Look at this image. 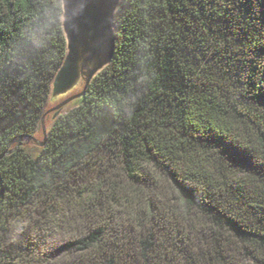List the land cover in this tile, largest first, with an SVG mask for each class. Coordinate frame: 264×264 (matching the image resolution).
Returning <instances> with one entry per match:
<instances>
[{"label": "trees", "instance_id": "obj_1", "mask_svg": "<svg viewBox=\"0 0 264 264\" xmlns=\"http://www.w3.org/2000/svg\"><path fill=\"white\" fill-rule=\"evenodd\" d=\"M62 0H0V155L66 53ZM112 61L34 154L0 158V264H264V0H122Z\"/></svg>", "mask_w": 264, "mask_h": 264}, {"label": "water", "instance_id": "obj_2", "mask_svg": "<svg viewBox=\"0 0 264 264\" xmlns=\"http://www.w3.org/2000/svg\"><path fill=\"white\" fill-rule=\"evenodd\" d=\"M122 0H62V28L66 37V53L62 63L52 77L51 93L45 104L42 116L33 135H20L14 145L4 155L13 152L22 139L33 140L39 149L45 144L47 133L57 117L85 100L86 91L95 77L108 65L116 51L117 23L116 13ZM81 71V88L62 100H56L57 94L64 86L72 82ZM55 92V93H54ZM54 93V94H53ZM78 102H72L75 98ZM51 105L48 106V103ZM54 111L53 121L48 127L45 124L47 111ZM49 128V129H47ZM42 132L43 138L38 139L37 133Z\"/></svg>", "mask_w": 264, "mask_h": 264}, {"label": "rangeland", "instance_id": "obj_3", "mask_svg": "<svg viewBox=\"0 0 264 264\" xmlns=\"http://www.w3.org/2000/svg\"><path fill=\"white\" fill-rule=\"evenodd\" d=\"M81 85H82V74H81V71L77 72L74 80L68 84H66L64 86V88L59 91V93L57 94V97L55 99V101L57 100H62L64 99L65 97L67 96H71V95H74L75 92H77L80 88H81ZM51 87H52V84H50V93H51ZM55 93V92H54ZM53 93V94H54ZM78 100H80V98H75L74 100H72V102H78ZM51 105V103L49 102L48 103V106ZM54 115H55V112L52 111V110H48L47 111V114L45 116V124L50 127V124L51 122L53 121V118H54ZM49 129V128H47ZM37 138L38 139H42L43 138V133L42 132H39L37 133ZM22 145L28 149H30L34 154L39 150V146L35 145V143L33 142V140L31 139H28V138H24L22 139Z\"/></svg>", "mask_w": 264, "mask_h": 264}]
</instances>
